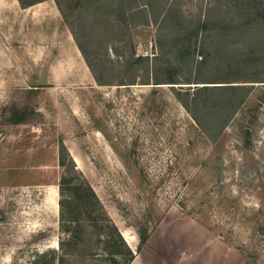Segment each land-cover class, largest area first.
Returning a JSON list of instances; mask_svg holds the SVG:
<instances>
[{"label": "rangeland", "instance_id": "374dc122", "mask_svg": "<svg viewBox=\"0 0 264 264\" xmlns=\"http://www.w3.org/2000/svg\"><path fill=\"white\" fill-rule=\"evenodd\" d=\"M27 1L0 0V253L9 264L50 249L62 256L54 264H118L103 243L94 248L90 227L71 241L60 222L63 175L94 188L133 250L138 230L150 232L143 248L160 256L147 254L149 264L206 241L264 264V0ZM70 22L94 72L71 46ZM232 84L248 95L231 116L209 102L196 110L208 131L175 94L188 102L196 86ZM211 93L222 96L203 98ZM211 264L237 263L217 255Z\"/></svg>", "mask_w": 264, "mask_h": 264}, {"label": "trees", "instance_id": "16d2710c", "mask_svg": "<svg viewBox=\"0 0 264 264\" xmlns=\"http://www.w3.org/2000/svg\"><path fill=\"white\" fill-rule=\"evenodd\" d=\"M19 2L22 7H27L33 4L27 0H19ZM101 3H115V1L105 0ZM101 3L100 5H103L104 8V4ZM57 5L64 16L67 17L62 3L60 1H57ZM167 5L168 3H166L163 8H167ZM70 28L73 35L75 36L81 53L83 54L90 69L94 72V67L90 62V58L87 55L85 47L78 37L76 29H74V25L71 24ZM143 59H145V56L140 55L138 56L137 60ZM157 83L159 84L161 82ZM175 83H177V81ZM210 87L211 86L209 85L196 86L192 93V97L190 93L191 99L188 102H184L182 100L183 91H175V94L177 95L181 103L191 113L194 120L199 125L203 126L204 129H206L204 127L206 123H204L202 118L196 113V110H199L202 104H205V102L211 103L213 105V109H216L215 113H218L215 115H218L220 118H222L227 110L228 114H232L237 109H239L244 103L246 96L248 95L247 88L245 87V85L241 84L219 85L214 86L215 88ZM211 89H221L222 96H218L219 98H217V95L215 93H211L209 96L215 98L211 100L203 98V93L209 92L211 91ZM193 108L195 109V111ZM212 113H214V111L210 109L209 111L204 112V115L208 114L210 118L212 116ZM65 153H67V147L64 143H62L60 149V162L62 165H65V161L63 160V158L65 157ZM70 184V179L66 175H63L60 180L59 186L61 196V199L59 201L60 222L61 224L65 225V227L69 228L67 229V231L71 234V241H76L77 243H79L80 241L82 242L86 227H90L91 233L94 234L96 238L94 247L96 250H98V248H100V244L103 243V247L101 249L106 257L112 258V260L117 262L118 264H131L136 254L141 252L143 246L146 244L150 232H148L147 229H145L144 232L138 230L139 243L136 247V251L133 250L127 243L124 235L122 234V231L119 230L117 225L113 223V221L103 209V206L94 188L87 182H77L74 185ZM257 228V232H259L260 234H264V222H260L259 224H257ZM241 248L242 246L237 247V249L239 250H242ZM246 257L249 258L253 263H255L258 259V253L247 252ZM57 258H62V256L59 255L58 250L50 249L38 254V259L33 264H54V261Z\"/></svg>", "mask_w": 264, "mask_h": 264}, {"label": "crops", "instance_id": "0c3cea01", "mask_svg": "<svg viewBox=\"0 0 264 264\" xmlns=\"http://www.w3.org/2000/svg\"><path fill=\"white\" fill-rule=\"evenodd\" d=\"M71 46H73V48L75 47V51H77L79 55L81 54L78 45L75 44L73 36L71 37ZM39 84L40 82L34 85L37 87L40 86ZM188 247H191L190 243ZM188 247L186 248L185 246V251L183 252L181 250H168L167 261H169V263L172 262L170 264H208L207 262L210 261L211 264L212 262H214L215 257L218 255L222 259L230 257L234 259L237 264H250L232 247H230L229 245L220 244L217 241H206L204 246L193 247V249L191 247L189 250ZM208 253L211 254L209 255L211 257L208 256ZM147 254H149L150 257L156 255L157 259L159 260L160 253L158 251L153 252V249H150L149 245L147 244L141 250V252L136 254L131 264H149L148 259L146 258ZM10 260L11 259H9L6 255L0 253V264H9V262H11ZM151 260H153L152 257Z\"/></svg>", "mask_w": 264, "mask_h": 264}]
</instances>
